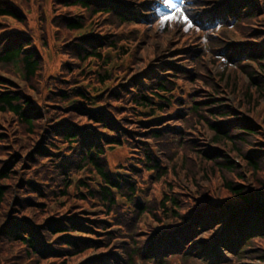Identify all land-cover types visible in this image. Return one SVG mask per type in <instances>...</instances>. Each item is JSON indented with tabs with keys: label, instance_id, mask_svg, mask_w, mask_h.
Segmentation results:
<instances>
[{
	"label": "trees",
	"instance_id": "1",
	"mask_svg": "<svg viewBox=\"0 0 264 264\" xmlns=\"http://www.w3.org/2000/svg\"><path fill=\"white\" fill-rule=\"evenodd\" d=\"M41 1L36 8L46 5ZM220 2L211 3V8L223 9L213 14L219 24L229 17L239 27L263 13L252 0ZM202 4L183 0L180 7L191 22L211 27V15L195 11ZM49 6L54 38L63 39L56 51L65 59L59 72L45 76L27 18L0 0V68H15L25 85L19 88L0 78V112L9 115L0 128V264H134L136 256L152 264H170L176 256L183 264H264V249L254 248L264 240V133L228 107L211 76L203 77L208 71L201 53L194 57L195 69L163 66L159 74L105 87L112 78L109 50L119 56L127 49L121 35L87 30L89 21L113 14L119 26L134 20L114 0H50ZM153 10L162 12L158 6ZM40 13L42 25L46 17ZM156 18L149 16V23ZM7 22L21 28L11 32ZM262 31L254 30L255 44L239 47V54L233 47L216 50L225 63L244 68L242 104L247 108L259 97L264 100ZM182 77L197 85L185 90L177 83ZM201 81L208 90H202ZM168 110L170 119L162 116ZM10 113L16 129L9 125ZM153 115L160 118L149 123L138 119ZM195 119L213 132L204 148L188 145L190 138H185V128ZM121 146L129 153V176L113 174L106 161V152ZM154 146L165 156L159 159ZM181 151L191 180L197 179L194 153L202 180L217 174L223 196L202 188L183 195L169 187L158 208L137 201L135 177L146 171L159 180ZM117 195L135 209L119 205ZM97 206L94 217L78 215ZM141 214L157 223L147 224L146 234L137 230ZM115 239L130 243L115 248Z\"/></svg>",
	"mask_w": 264,
	"mask_h": 264
},
{
	"label": "rangeland",
	"instance_id": "2",
	"mask_svg": "<svg viewBox=\"0 0 264 264\" xmlns=\"http://www.w3.org/2000/svg\"><path fill=\"white\" fill-rule=\"evenodd\" d=\"M12 3L16 8L24 13L27 18V33L32 37L36 44L37 51L42 60V73L45 76L49 74H56L59 72L61 61L65 59L64 55L56 51V46L63 41L60 37L58 41L54 38V28L49 25L50 16V0H43L46 5L40 8H36L41 0L33 2L29 1L27 5L25 0H7ZM119 3L122 7L123 14L127 18H132L134 22H128L123 26H119L115 20V15H99L91 18L87 30L93 34L110 33L121 35V39L124 38L120 43L124 44V48L127 49V53L117 55L115 51L109 50L111 61L108 64V69H111V81L104 83L105 87H112L116 83L127 84L131 81L132 77L141 79L142 76L149 73L159 74L162 71L163 66H168L171 70L183 69V65L192 67L195 69L196 64L194 63V57L201 53L203 67L208 72L203 73V77L208 79L212 77L215 81L219 94L224 96L225 103L228 107L235 109L236 113H239V117H246L249 121L254 123L264 133V100L258 98L256 103L250 102L247 108L242 104V94L244 91V81L247 82L244 68H237V65L233 63H225L222 61V57L216 54V50H222L223 47H227L230 52L231 48L236 50L239 54V47L245 49L249 44H255L256 39L254 38V30L264 29V3L259 0H252L260 6L261 10L256 13L255 18L249 21L245 20L239 23V27L234 25L233 20L229 17L226 18V22L223 24H213L211 27L202 28L200 24H195L188 20L185 22L181 17L177 15L176 18L171 20H165L161 22L159 19L156 23H149L148 20L143 21L136 18V15L141 14L144 18L153 16L154 12L149 9L152 2L154 5L162 4L163 12L168 13L172 10L166 7V4L161 0H114ZM222 0H196V2H202L201 6H196L195 11H205V15H213L220 8H211V3L217 2L221 4ZM222 6V5H221ZM75 9H79L75 7ZM223 10V9H220ZM46 17L44 23L40 24L41 12ZM164 13V14H165ZM43 27V28H42ZM7 28L11 32H17L19 26L15 23L7 22ZM44 30V33L43 31ZM264 32V31H262ZM44 36V37H43ZM209 37V39L207 38ZM194 54L193 57H190ZM187 57V59H185ZM251 65L255 63L249 62ZM257 67V66H256ZM257 70H260L258 67ZM197 70V68H196ZM262 74L264 72L260 70ZM232 77L229 79V75ZM0 76L5 77L10 82L19 88H23L24 81L20 77V73L13 67L0 68ZM236 76V77H235ZM235 81V82H234ZM178 85L183 87L187 91H191L196 83L191 86L189 82L185 81L184 77L177 80ZM202 86L203 82L200 83ZM202 90H208L207 87H202ZM171 111H165L163 117L170 119ZM9 115L0 112V128L5 124L3 120L8 119ZM9 125H13L16 129L15 116L10 113ZM247 121V120H245ZM185 138H190V142L196 148H204L211 143L213 132H211L207 126V123L203 120H193L191 125L186 128ZM143 133H140V136ZM192 139V140H191ZM152 146V145H150ZM216 146V145H215ZM156 156L161 159L165 156V153L160 151L154 146ZM180 152H178L179 154ZM129 153L124 147H116L106 152V161L110 171L115 174L119 170H126L128 164ZM178 157V159H176ZM174 161H171L167 173L162 176L159 180L155 181V175L149 174L146 171H142L140 177H135V181L138 185L137 201L140 203L154 204L155 208H158L161 196L164 193L169 192V187L176 192H183L185 194H196L198 190L202 188L204 191L213 192L216 196H223L221 184L217 174L210 176L211 181L202 180L203 177L198 172L199 160L196 159L194 153L191 154L193 162L196 164L197 179L195 182L191 180L188 173L187 165L183 163V152L177 156ZM234 162L243 168V174H246L247 178H251V171H247L246 167L241 163L238 157L233 158ZM164 163H166L164 161ZM175 164V165H174ZM141 170V169H139ZM174 170V172L172 171ZM123 175L129 176V174L121 171ZM125 177V176H124ZM170 184V186H168ZM252 185V184H251ZM188 192V193H186ZM117 203L125 206L129 210H134L133 204L123 201V197L117 195ZM184 199V198H183ZM181 201V200H180ZM84 208L82 203H78ZM78 205V208H80ZM77 208V209H78ZM95 210V212H94ZM100 210L99 206L93 208V211H86L88 214L79 213V216H90L94 217ZM139 221L137 222V230H141L140 234L147 233V224H152L154 227L157 226L151 215L144 216L140 215ZM111 225V224H110ZM115 228V227H113ZM132 232V231H131ZM138 232V231H137ZM139 235V233H138ZM121 239H115L112 241V246L117 248L120 245H128L130 242L120 243ZM256 242V241H255ZM255 249H264V240L255 243ZM86 255H83V257ZM80 259H76L78 261ZM134 264H152L145 263L144 258L140 256L135 257ZM170 264H183L178 256L170 258Z\"/></svg>",
	"mask_w": 264,
	"mask_h": 264
},
{
	"label": "snow or ice",
	"instance_id": "3",
	"mask_svg": "<svg viewBox=\"0 0 264 264\" xmlns=\"http://www.w3.org/2000/svg\"><path fill=\"white\" fill-rule=\"evenodd\" d=\"M165 4H168L170 8L172 9L171 12L162 14L160 17L161 22L165 20H171L176 18L178 15L181 17L185 22H188V17L183 12L182 8L180 7V4L183 2V0H163Z\"/></svg>",
	"mask_w": 264,
	"mask_h": 264
}]
</instances>
